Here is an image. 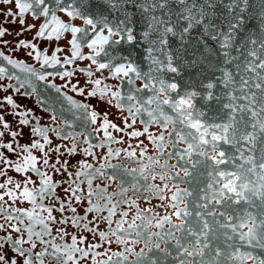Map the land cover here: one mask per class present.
<instances>
[{
    "label": "snow or ice",
    "instance_id": "obj_1",
    "mask_svg": "<svg viewBox=\"0 0 264 264\" xmlns=\"http://www.w3.org/2000/svg\"><path fill=\"white\" fill-rule=\"evenodd\" d=\"M0 2L15 5L0 15L18 20L17 37L35 30L32 41L52 51L25 39L16 47L64 69L41 74L0 51L27 74L20 82L0 66V80L19 82L0 90L27 96L29 77L48 81L74 119L95 126L65 131L72 122L54 127L55 114L42 124L0 96V264H264V0ZM10 34L0 23V44ZM78 59L90 61L77 68L82 86L68 79ZM125 137L137 143L112 146Z\"/></svg>",
    "mask_w": 264,
    "mask_h": 264
},
{
    "label": "flooded vegetation",
    "instance_id": "obj_2",
    "mask_svg": "<svg viewBox=\"0 0 264 264\" xmlns=\"http://www.w3.org/2000/svg\"><path fill=\"white\" fill-rule=\"evenodd\" d=\"M6 8H11L13 12L16 11L15 9V5L14 3L12 5H4L2 2H0V9H6ZM61 19L67 21L70 18L67 17L64 13H57ZM26 21L28 23H36L38 24L39 21L33 20L30 14H26L25 16ZM12 17H7V22L5 16L0 15V23L3 24V26L5 28L10 29L11 34L10 35H5L2 39L4 41H7L8 43L6 45L4 44H0V51L4 52L5 55L9 56L12 59L15 60H23L25 61L27 64L32 65L33 67L36 68L37 72L44 74L46 72H56L57 69H59V66H57L56 68H41L40 63L38 61H35L33 57H30L27 55L28 50L27 49H22V48H17L16 44L18 42L19 39H25L27 41H32V37L34 35L35 30H33L32 32H25L22 36L17 37L16 36V32L19 30L20 25L18 23V20L16 23H11ZM73 24H75L76 26H80L82 24V22L80 20H74L72 21ZM65 36L67 37V39L71 38V34L67 33L65 34ZM34 43H37L38 48H40L41 50H43L44 48H48V54H51L52 48L48 47V44L46 41H32ZM66 44V40L64 38L61 39V41L59 42V45L61 47H63ZM84 54L88 53V49L85 47L82 49ZM58 55H62L59 54ZM90 63V61L88 60H77L74 62V64L70 67H68V70H72L75 71V75L71 78V82L72 83H76L77 81L80 82V85L82 86L84 84V81L87 79V77L79 72L77 70V68H84L86 67L88 64ZM95 67V66H93ZM8 69V72L11 73H15L16 75H19L21 77V81L23 82L25 76L27 75L26 73L20 72L18 69H14L11 65H8L6 67ZM60 71H63L64 69H59ZM97 75H99V73H97ZM104 75L107 76V70L104 71ZM31 80V84L30 85H26L25 89H21V92H25L27 91V93H29L27 96H20L19 94L14 93L12 88H8L6 91H2L0 90V96H4L6 94H11L13 95L14 100H16L18 103L24 105L26 108H30L33 110V113L36 117H43V119L41 120L42 124H51L52 121L50 119V116L55 114L58 117L61 116L60 111H59V97L63 95L57 94V92L55 91V89L51 88L49 86V82L48 81H38L35 79V77H29ZM95 78V77H93ZM49 81L54 82L57 86L62 85L64 83L63 80H61L58 76L55 77H49ZM106 83L109 84H115L116 81L109 79L106 81ZM0 84L3 85H13L15 87L19 86V82H17L15 79L12 80H8L7 78H5L4 80H0ZM90 85H89V89H90ZM33 89H35V91H33ZM65 91L67 92L68 95L73 96V98L79 102H87L90 103L91 105L96 107V110L98 112H103L105 110H107V106L103 103L98 104L96 99H92V98H86V97H81L79 95H77L74 92H71L70 90L65 89ZM64 99V98H63ZM41 101H43V103H41ZM116 101H113V104H115ZM47 108V111H44V109ZM9 119H11V117H9ZM62 119H68L72 122L73 124V128L71 129H64L65 131H75L77 133L80 132H85V128L87 126V131H91L92 128H94V125H88L86 120H75L73 115L69 116L68 118L65 117V115L63 114L62 117H60V119L57 120L56 124L53 125L55 126H60L63 127V125L61 124V120ZM109 119L114 121L117 124H120V117H119V112L118 109L115 107H112L110 109V115H109ZM123 126V125H121ZM137 128H140L141 125L139 124V121L137 122L136 125ZM115 134V133H114ZM140 139L144 140L145 144H148V141L146 139H144V137H141ZM25 141H21V143H24ZM59 142V141H56ZM128 143H131L133 145H135L137 143L136 140H129L127 137H125V144L123 145H112L113 147H127ZM81 147H84L85 145H83V143H81L80 145ZM99 151H104L99 150ZM139 151V150H137ZM99 154V153H98ZM149 154H152V146L149 144ZM80 156L75 157V159H80ZM88 159H91L90 157ZM161 163H163V161H161ZM157 170H159L157 168ZM13 175H15L13 173ZM56 179H60L59 176L55 177ZM97 183H99V181H96ZM157 183H159V181H156ZM113 188H115V185H113ZM113 189L110 188L109 191H112ZM58 193L62 196L63 195V190L62 189H58L57 190ZM141 205V207H151L154 205L159 204L160 202L156 199H152L151 200V204L147 203L144 200H140L138 201ZM27 206V205H25ZM157 211H160L161 213L163 212L162 209L157 208ZM101 227L103 228L104 225L102 224ZM70 232H74L76 231L75 229L69 227L68 229ZM89 239H91V236H89ZM113 250H117V246L115 244L112 245ZM138 250V249H137ZM46 264H48V262L46 261ZM83 264V262H82Z\"/></svg>",
    "mask_w": 264,
    "mask_h": 264
},
{
    "label": "water",
    "instance_id": "obj_3",
    "mask_svg": "<svg viewBox=\"0 0 264 264\" xmlns=\"http://www.w3.org/2000/svg\"><path fill=\"white\" fill-rule=\"evenodd\" d=\"M0 66L7 67L8 64L6 61H3L2 59H0ZM67 108H68L67 102L62 98V96L59 97V111H60V114L63 113L66 118H68L69 116L72 115V113L67 111ZM60 117H62V116H60ZM75 120H77V119H75ZM253 211H255V209H253Z\"/></svg>",
    "mask_w": 264,
    "mask_h": 264
}]
</instances>
